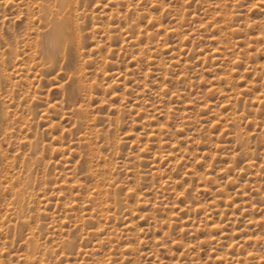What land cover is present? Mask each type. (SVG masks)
Listing matches in <instances>:
<instances>
[{"label":"rangeland","instance_id":"1","mask_svg":"<svg viewBox=\"0 0 264 264\" xmlns=\"http://www.w3.org/2000/svg\"><path fill=\"white\" fill-rule=\"evenodd\" d=\"M0 264H264V0H0Z\"/></svg>","mask_w":264,"mask_h":264},{"label":"bare ground","instance_id":"2","mask_svg":"<svg viewBox=\"0 0 264 264\" xmlns=\"http://www.w3.org/2000/svg\"><path fill=\"white\" fill-rule=\"evenodd\" d=\"M62 24H63V23H62ZM54 28H55V27H54ZM58 30H60V28H58ZM52 32H53L52 34H56L55 32H58V31H57V29H53ZM61 32H62V30H61ZM48 33H50V32H48ZM48 33H47L46 35H49ZM57 34H58V33H57ZM59 35H60V34H59ZM59 35H57V36H59ZM56 38H57V37H56ZM46 39H48V38H46ZM52 39H53V38L51 37V40H52ZM54 40H55V39H54ZM54 40H52L51 42H53ZM47 43H48V42H47ZM52 44H53V43H52ZM52 44H51V45H52Z\"/></svg>","mask_w":264,"mask_h":264}]
</instances>
